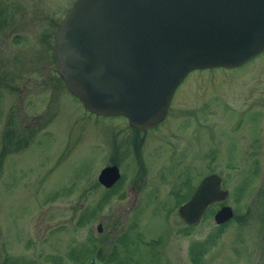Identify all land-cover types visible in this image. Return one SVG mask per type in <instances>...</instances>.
<instances>
[{"label":"rangeland","instance_id":"obj_1","mask_svg":"<svg viewBox=\"0 0 264 264\" xmlns=\"http://www.w3.org/2000/svg\"><path fill=\"white\" fill-rule=\"evenodd\" d=\"M74 1L0 0L7 12L0 22L19 33L13 44L9 28L0 30V73H11L0 74V260L162 264L168 245L179 250L175 264H188L187 247L213 234L206 253L215 258L202 263L246 264L245 254L264 245V51L238 67L189 72L175 89L174 115L143 132L150 145L142 148L147 185L140 203L114 196L106 204L100 168L117 158L119 188L141 168L124 120L89 112L55 69L53 34ZM13 135L20 141L8 146ZM186 171L192 180L183 193L218 172L229 190L225 204L234 215L252 216L220 230L213 205L201 224L183 227L170 199L190 177Z\"/></svg>","mask_w":264,"mask_h":264},{"label":"water","instance_id":"obj_2","mask_svg":"<svg viewBox=\"0 0 264 264\" xmlns=\"http://www.w3.org/2000/svg\"><path fill=\"white\" fill-rule=\"evenodd\" d=\"M263 51L264 0H75L56 29L52 56L89 112L147 127L164 118L192 70L238 67ZM119 177L111 165L98 179L110 186ZM227 195L221 177L209 174L177 212L196 223ZM233 215L224 205L214 220Z\"/></svg>","mask_w":264,"mask_h":264},{"label":"flooded vegetation","instance_id":"obj_3","mask_svg":"<svg viewBox=\"0 0 264 264\" xmlns=\"http://www.w3.org/2000/svg\"><path fill=\"white\" fill-rule=\"evenodd\" d=\"M4 12H5L4 8L0 7V19H2V14ZM5 13H7V12H5ZM3 19H5V17ZM59 22H60V20H59ZM58 24L59 23H57V25ZM8 25H10V23H8L7 21H5V22L1 21L0 22V30H6V28H9V32L7 33V35H8L9 38L12 39V43L13 44L14 43L16 44L17 41L19 40V33H17V32L14 33V31H12V29H10L11 27H8ZM53 37H54V34H53ZM50 46H51V48H50V56H51V59H53V61L55 63V60H54V58L52 56L53 42H52V44ZM17 60L18 59H15V61H17ZM5 61L6 60L3 61L4 65H2L1 67H5L6 66L5 65ZM55 69H56V63H55ZM0 74H2L3 77H6V76L10 75L11 73L6 72V70H5L4 72L2 71ZM60 79H62V78H60ZM4 82L6 84L5 86H9L8 85V82L6 80ZM175 92H176V90L174 91V93H173V95L171 97V101H170V103L168 105L166 114H165V116L163 118L164 120L162 122H160L159 124L163 123L166 119H169V118H171V116L174 115L175 111L172 108V99H173V97L175 95ZM116 116L119 117V118H122L124 120V124H123L124 127H122L121 129L124 128L126 130H130V131H128V134H130V137L128 138V142H132L133 143V144L131 143V146H134V150L136 151L137 157H138V160H136V161L138 163V166L141 169H140V171H139L138 174L134 175V178H133L132 182H130V184L127 185V187H125V188H119V182H120V180L123 177V173L120 171V167H119V164L120 163H119V161L117 160V158L113 157V161H111V163H109L108 165H105V166L101 167L100 170H99V173L97 175V182L99 184V187L102 190H104V193L101 195L100 200L103 203L106 202V204H113V203H115V202L112 201L113 200V197L116 196L117 198H119L120 201L127 200V204L128 205H138L140 203L141 199H142L141 198L142 197V191H143V189L147 185V181H146V178H145V176L147 174V169H146V163L143 160L144 152H142V150H143L142 148L143 147H147V146L150 145V142L147 141V140H145L146 137L144 136V133L143 132H146L149 129H152V128L158 126L159 124L156 123V124H153V125H150V126H147V127H134V126H131L129 124V121H128V119H127L126 116H124V115H115V116H112V117L116 118ZM108 117H110V116H108ZM18 136L19 135H13L12 138L14 140L11 141L10 143H8V146H10L11 143L12 144H15L16 142H19L20 141L19 140L20 137H18ZM116 145H118V139H117V136L115 135V137H114V139L112 141V146L114 147ZM119 146H122L123 147V144L122 145L119 144ZM116 148H118V147H116ZM114 150L116 151V149H114ZM138 150H141L140 151L141 153H138ZM116 154H117V151H116ZM111 165H116L118 167L119 172H120V177L112 185L105 186V185H103L99 181L98 177H99L100 172L105 167L111 166ZM212 173H216V172L210 171L207 174L201 176V178L195 179L196 182L193 185L192 189L191 190L188 189V191L185 194V193H183L181 191L182 190V186H184L186 184H190L191 183V180H192L191 174L188 171H186L185 174L189 175L190 177H186L184 179V181L181 183L182 185H180V187L176 188L175 191L172 192L173 198L170 199V201H172V204L173 205H177L178 208H179L180 205H182L183 203H185L189 199V197L191 196V194L193 193V191L195 190V188L197 187V185L199 184V182L201 181V179L204 178L205 176L209 175V174H212ZM216 174L219 175L218 172ZM222 185H223V180L221 178V186ZM225 189L227 190V188H225ZM228 194H229V190H228ZM226 198L223 201H221V202L220 201H217V202H214V203L208 205V207L205 209V213L202 215V217L200 218V220L198 222H196V223H193V224L186 223V222H184L180 218L178 212H177V215H178L179 219L181 220V222L183 223V227H185V228L195 227V226L201 224L204 221V218L206 216L210 217L207 214V212H208V210L213 205H216L217 206L216 211L219 210L222 206L227 205V204H225ZM178 208H177V211H178ZM216 211H215V213H216ZM215 213L212 214L213 220H214ZM251 216L252 215L238 214V215H233L232 218H230V219H228V220H226L224 222L216 223L215 220H214V222H215V226L217 228H219L220 230H222L223 228L229 226V224L232 223V222H237V224H239V225H244L245 222L248 221V218H250ZM262 216H264V215H262ZM235 218H237V219H235ZM102 229L103 228H102V224H101V230L99 231L97 229V231L98 232H101ZM110 231L112 232L113 231V228H111ZM257 233H261L262 234V227H260V231H257L256 232V238L260 236V235L257 236ZM260 237L262 239V236H260ZM214 238H215V235L212 234V235L208 236L205 239V242H198V241L197 242L196 241L192 242L187 247L188 248L187 259H189L188 264H211L209 262L202 263L201 260L202 259H210V260H212L211 257L215 258L213 256L214 253H209V252L206 253L207 248H209L211 246L210 244L213 242ZM101 245H102V242H101ZM161 254H162V251H161ZM235 254H238V253H235ZM245 256H247L249 258V261L246 264H264V245L259 246L258 248H256L255 251L246 253ZM161 257H163L162 258V260H163L162 261V264H175V262H173V260L174 261L180 260L179 250H178V253L177 252H174V250L172 249V247H168V245H167L166 246V249L163 252V255ZM5 258L8 259L7 257H5ZM8 262H9L8 264H12L10 260ZM0 264H7V263H5L3 260H0ZM90 264H116V263H113V261H101L100 260V261H96L94 263L93 262H90Z\"/></svg>","mask_w":264,"mask_h":264},{"label":"trees","instance_id":"obj_4","mask_svg":"<svg viewBox=\"0 0 264 264\" xmlns=\"http://www.w3.org/2000/svg\"><path fill=\"white\" fill-rule=\"evenodd\" d=\"M8 134H12L11 132H9ZM263 195H264V191H263ZM263 206H264V198L262 199V203H261ZM110 260V259H108Z\"/></svg>","mask_w":264,"mask_h":264}]
</instances>
